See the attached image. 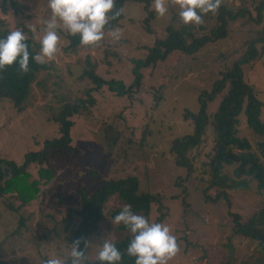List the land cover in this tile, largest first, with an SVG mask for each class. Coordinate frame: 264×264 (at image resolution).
Segmentation results:
<instances>
[{"label": "rangeland", "instance_id": "rangeland-1", "mask_svg": "<svg viewBox=\"0 0 264 264\" xmlns=\"http://www.w3.org/2000/svg\"><path fill=\"white\" fill-rule=\"evenodd\" d=\"M13 1L14 7L8 1L2 11L0 0V20L12 31L26 28L25 36L29 32L40 46L45 22L51 17L48 0ZM145 1L150 6L146 11L145 2L128 0L123 7L124 18L116 28L104 29L99 42L81 44L75 52L64 50L69 43L65 37L68 32L58 29L57 52L43 63L48 68L38 73L25 108L18 111L12 103L0 101V158L21 164L26 151L38 150L44 139L57 137V127L47 118L50 117L47 109H58L83 95L90 81L78 76L87 68V57L95 64L98 75L106 80H121L128 86L133 80L132 60L144 58L148 48L167 36V27L176 30L186 27L194 37H200L216 25L217 10L203 14L199 24H184L177 0H164L167 8L164 16L155 12L154 0ZM260 1L264 0H220L233 9H252ZM149 11L154 13L150 20L152 33L146 32L142 25ZM243 21L233 22L225 39L209 43L193 55L174 52L155 68L143 70L141 86L129 96L115 98L106 87L94 93L96 106L73 118L71 148L51 152L49 162L42 166L50 171L51 179L44 183L37 174L39 165L28 168V183L33 179L40 181L35 198L23 204L17 191L0 196V264H45L48 258L56 256L68 259L71 249L68 238L78 219L72 215L68 222L67 218L71 210L82 208L78 191L92 194L104 180L129 176L137 177L139 192L160 196V203H152L149 222L168 226L177 239L179 251L167 264H255L261 254L258 245L234 235L230 213L238 214L243 223L260 209L264 196L259 194L256 181H251L246 190H228V202L223 195L219 196V189H206L215 138L211 120L200 144L188 154L193 166L191 177L186 178L187 169L176 166L170 153L174 139L193 132V122L190 116L186 118V113H197L199 93L211 91L221 77L223 68L216 61L219 55L227 56L231 64V60L247 52L249 41L258 37L260 26ZM57 23L62 24L59 20ZM116 29L121 33L119 40L110 35ZM255 47L257 57L242 69L244 79L264 103V43L257 42ZM224 93L208 105L209 115L216 111ZM261 120L264 122V107ZM237 129L238 137L250 143L249 151L264 162L258 147L262 138L248 128L243 114L239 116ZM106 131L117 135L113 147ZM235 167L225 166L223 171L234 177ZM118 203L106 205L99 238L91 239L88 253L91 259H97L104 240L113 242L131 235L128 230L120 231L122 223L111 222L112 212L122 207ZM20 218L24 219V225L20 224Z\"/></svg>", "mask_w": 264, "mask_h": 264}, {"label": "trees", "instance_id": "trees-1", "mask_svg": "<svg viewBox=\"0 0 264 264\" xmlns=\"http://www.w3.org/2000/svg\"><path fill=\"white\" fill-rule=\"evenodd\" d=\"M11 2L14 7L13 0H2V11H5L4 4ZM128 0H115L113 12L117 9H123ZM136 2H145L144 10L149 9V3L145 0H134ZM111 16V13L109 14ZM154 15L153 11L148 12L147 18L143 20V28L146 32L152 33L150 20ZM123 11L121 15L109 20L105 26L106 30L116 28L121 20H123ZM244 20L243 23H254L260 26L257 32L258 37L249 41V48L237 60L227 62V56L221 53L216 61L222 65L223 71L220 72V78L215 81L211 91H202L199 93V109L197 113H186V118L190 116L193 122V132L183 137L176 138L171 143L170 153L172 160L176 166L186 168L187 177H191L193 166L190 162L188 154L192 148L200 144L202 136L206 132V127L210 121L214 128V146L213 153L209 161V182L206 189L217 188L220 190L219 196L223 195L228 202V190L241 191L249 188L251 181L257 182L259 194L264 196V162L253 152L249 151L251 146L247 139L238 137L239 116L243 114L246 117V124L254 134L261 137L258 143L260 156L264 159V122L261 120V112L264 103L259 99L252 85L248 84L244 79L243 65L257 57L256 43H264V1H260L254 8L240 7L233 9L219 2L216 15V25L208 34L200 37H194L192 33L187 31L186 27L176 30L173 27H167V36L164 39H158L153 46L147 49V54L142 59H133V75L132 83L128 86L118 79L106 80L98 75L95 70L96 66L90 59L86 58V67L78 76L80 80L88 79L90 84L83 91V95L77 96L72 102L63 103L58 109L48 107L47 111L50 117L47 118L57 127V137L44 139L38 150H29L24 153L21 164L14 160L0 158V196L17 191L18 198L23 204L35 198V194L39 191V179H33L28 183L30 176L28 168L31 165L41 166L37 174L44 183L51 179L52 174L43 165L49 162L51 152H65L71 148L73 142V129L75 126L74 117L84 112H88L96 106L97 100L94 93H98L103 87L114 94V97L121 98L129 96L133 89L136 91L144 80L143 70H151L160 62H164L174 52H181L186 55H193L204 48L207 44L225 39L230 30V25L238 20ZM26 28H22L24 33ZM10 31L3 25L0 20V38L5 37ZM26 43L29 45V70L23 72L20 70L19 64L13 62L12 65L5 66L0 69V101H8L18 110L22 111L27 104L31 92V87L39 72L46 70L45 64H38L31 59V56L38 53L39 45H37L34 37L28 32ZM69 43L64 47L67 52H75L81 45L79 35L65 36ZM188 39H191L189 42ZM225 61V62H224ZM229 64V65H228ZM225 91L216 111L209 115L207 108L213 103L217 95ZM163 92L160 93V97ZM159 97V98H160ZM110 130V128H109ZM107 132V133H106ZM110 145H114L116 136L106 131ZM110 134H113L110 136ZM35 145L40 146L39 144ZM113 147V146H112ZM241 150L243 152H236ZM91 152V151H90ZM236 165L233 170V176L227 175L223 169ZM96 174V173H93ZM97 181V180H96ZM139 182L137 177L129 176L126 178L104 180L96 187L92 194H88L83 190L78 191L80 195L81 210H71L68 214L67 221L70 222L72 215L77 216V224L68 238L70 246L72 242L81 239L80 248L85 252L83 264H99L97 259H91L88 255L92 238L99 236L100 226L104 223V212L106 205L112 201L119 202L122 207L112 212V217L119 213L125 205H130L131 210L135 214L143 215L149 220L151 214L152 203H160V196L150 192H139ZM207 190H204V195ZM220 198V197H217ZM215 201V200H214ZM13 211L17 208L9 205ZM233 219V232L235 236L244 237L248 240L256 242L260 250V256L255 264H264V200L260 209L254 212L245 222H241L238 214L230 213ZM161 219V218H160ZM20 224L24 225V219L20 218ZM120 231L127 230L125 226H119ZM99 238V237H98ZM131 239V235L113 241L116 247L122 253L120 264H135V257H130L126 253V248ZM84 240H87L85 246ZM71 264V257L67 259Z\"/></svg>", "mask_w": 264, "mask_h": 264}, {"label": "clouds", "instance_id": "clouds-1", "mask_svg": "<svg viewBox=\"0 0 264 264\" xmlns=\"http://www.w3.org/2000/svg\"><path fill=\"white\" fill-rule=\"evenodd\" d=\"M179 17L184 24H199L202 15L215 12L220 0H177ZM115 0H48L51 17L46 21L44 34L40 38V50L31 59L43 64L50 61L58 49V29L66 30L69 35H79L82 45H92L104 36L105 26L109 20L121 15L123 9L113 12ZM154 10L164 16L167 12L164 0H154ZM111 13V16L109 15ZM57 20L62 22L58 24ZM114 40H119V29L110 32ZM27 37L21 30L10 31L0 38V69L19 64L20 70H29V45ZM112 224H123L130 232L131 239L126 253L135 257V264H167L179 251L177 239L170 233L168 226L149 222L143 215L135 214L130 205H125L111 219ZM85 246L88 241L84 240ZM81 239L72 242L70 252L71 264H83L85 252L80 248ZM99 264H120L122 253L110 240H104L97 252ZM45 264H68L67 258L59 256L48 258Z\"/></svg>", "mask_w": 264, "mask_h": 264}]
</instances>
